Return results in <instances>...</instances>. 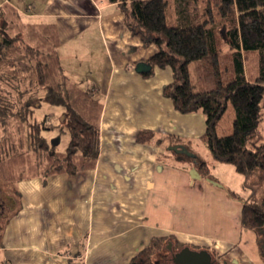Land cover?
Wrapping results in <instances>:
<instances>
[{
  "label": "crops",
  "instance_id": "0c3cea01",
  "mask_svg": "<svg viewBox=\"0 0 264 264\" xmlns=\"http://www.w3.org/2000/svg\"><path fill=\"white\" fill-rule=\"evenodd\" d=\"M4 3L28 21L57 24L65 71L92 87L104 106L94 168L52 174L46 183L41 176L18 182L22 207L6 227L0 264H127L158 236L167 237L170 255L188 246L205 249L214 264H264L258 232L241 223L242 200L253 195L238 190L247 186L246 175L213 158L201 139L203 113H182L164 95L173 81L170 66H153L149 75L151 69L137 71V63L158 47L132 33L119 4L0 0ZM141 129L172 135L174 143L197 152L209 165V178L194 164L159 160L166 145L137 141ZM226 173L238 182L225 180Z\"/></svg>",
  "mask_w": 264,
  "mask_h": 264
},
{
  "label": "trees",
  "instance_id": "16d2710c",
  "mask_svg": "<svg viewBox=\"0 0 264 264\" xmlns=\"http://www.w3.org/2000/svg\"><path fill=\"white\" fill-rule=\"evenodd\" d=\"M108 1L119 4L134 35L157 45L146 59L152 68H172L163 93L175 108L205 115L201 139L213 158L246 175L253 195L242 200L241 223L258 232L264 257V0ZM59 46L55 22L28 21L10 3L0 5V247L22 207L20 180L41 176L46 183L52 174L97 165L104 101L70 78ZM136 140L164 143L159 160L194 164L209 178L207 161L172 135L141 129ZM166 240L153 237L127 264H160Z\"/></svg>",
  "mask_w": 264,
  "mask_h": 264
},
{
  "label": "water",
  "instance_id": "95a60500",
  "mask_svg": "<svg viewBox=\"0 0 264 264\" xmlns=\"http://www.w3.org/2000/svg\"><path fill=\"white\" fill-rule=\"evenodd\" d=\"M152 68V65L146 61H140L137 63V71L144 72L149 71ZM177 149L187 152V148L180 147ZM196 172V174H194ZM191 175L193 178H198L200 174L197 172V169L192 168L191 169ZM212 182H215L212 180ZM180 256H184V260L181 262V264H214V260H211V255L207 253L205 249L201 250H192L190 247L186 246L183 247L180 251Z\"/></svg>",
  "mask_w": 264,
  "mask_h": 264
},
{
  "label": "rangeland",
  "instance_id": "374dc122",
  "mask_svg": "<svg viewBox=\"0 0 264 264\" xmlns=\"http://www.w3.org/2000/svg\"><path fill=\"white\" fill-rule=\"evenodd\" d=\"M48 107H50V106L49 105L43 106L44 110H47ZM41 114H43V110L41 111ZM56 132H57V130H56ZM62 136L63 137H62L61 148H64L67 145V143L69 142L70 134H69V132H67V133L63 134ZM218 162L219 163H225V162H220V161H218ZM231 167H233V166H231ZM215 172H218V169L215 168ZM236 173H238V172H236ZM238 175H240V173ZM222 176H223V178H225V180L229 179V180H231V182H232V180H233V182L234 181L238 182L237 178H233V176L229 175V173L223 174ZM250 186H252V185H250ZM248 188H251V187H248V186L245 187V186L239 185L238 190L240 191L241 196L247 197V195H249V193L253 194V192L251 193ZM251 199H252V197H251ZM8 204H10V203H6V205H8ZM166 243H167V241L164 242L163 248L157 256L158 260L160 261V264H163L164 260L171 257L170 253L167 250V246H166L167 244ZM0 256L3 257L1 252H0ZM4 258H6V257H4ZM169 264H172V263H169Z\"/></svg>",
  "mask_w": 264,
  "mask_h": 264
},
{
  "label": "flooded vegetation",
  "instance_id": "af4514ba",
  "mask_svg": "<svg viewBox=\"0 0 264 264\" xmlns=\"http://www.w3.org/2000/svg\"><path fill=\"white\" fill-rule=\"evenodd\" d=\"M176 253L175 254L174 253L171 254V257L170 258H167L166 260H164L163 264H169V263H172V264L178 263L179 264V263H181L185 258H184V256H180L179 255L180 254V251L179 252H176Z\"/></svg>",
  "mask_w": 264,
  "mask_h": 264
},
{
  "label": "built area",
  "instance_id": "2783aa9c",
  "mask_svg": "<svg viewBox=\"0 0 264 264\" xmlns=\"http://www.w3.org/2000/svg\"><path fill=\"white\" fill-rule=\"evenodd\" d=\"M32 6L31 5H28V8H31Z\"/></svg>",
  "mask_w": 264,
  "mask_h": 264
}]
</instances>
